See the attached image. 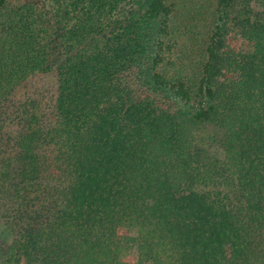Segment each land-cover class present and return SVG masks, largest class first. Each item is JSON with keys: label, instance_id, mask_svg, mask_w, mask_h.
I'll list each match as a JSON object with an SVG mask.
<instances>
[{"label": "trees", "instance_id": "1", "mask_svg": "<svg viewBox=\"0 0 264 264\" xmlns=\"http://www.w3.org/2000/svg\"><path fill=\"white\" fill-rule=\"evenodd\" d=\"M0 264H264V0H0Z\"/></svg>", "mask_w": 264, "mask_h": 264}, {"label": "rangeland", "instance_id": "2", "mask_svg": "<svg viewBox=\"0 0 264 264\" xmlns=\"http://www.w3.org/2000/svg\"><path fill=\"white\" fill-rule=\"evenodd\" d=\"M10 235L4 220L0 218V261L9 252Z\"/></svg>", "mask_w": 264, "mask_h": 264}]
</instances>
